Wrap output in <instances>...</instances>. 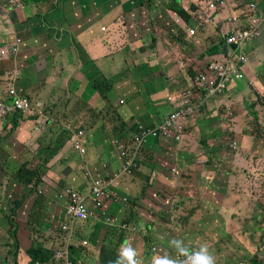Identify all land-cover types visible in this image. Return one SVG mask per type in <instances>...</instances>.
Masks as SVG:
<instances>
[{"label":"crops","instance_id":"0c3cea01","mask_svg":"<svg viewBox=\"0 0 264 264\" xmlns=\"http://www.w3.org/2000/svg\"><path fill=\"white\" fill-rule=\"evenodd\" d=\"M251 1L258 5L256 13L262 18L263 34L259 40L245 43V48L238 45L216 46L219 31L220 36L224 37V34L233 30L224 21L232 14L231 8L220 14L219 7L216 10L208 7L205 10L206 16L196 15L187 22L168 5L183 7L181 10L185 11L191 6L188 0H25L22 9L14 13L15 15L9 14V20H1L0 26L5 31L0 32V47L14 38L22 39L24 44L19 62L22 66L19 64L17 74L19 80L14 84L21 97L28 98L35 108L38 104L36 110L44 111L42 117L46 118V124L40 128L42 137L48 134V139H51L57 131L60 119L64 118L67 120H62L60 126L70 130L71 135L77 130L86 132L84 137L87 139L83 140L85 146H82L86 155L90 153V160H85L86 155H80L73 148L71 136H67L66 146L60 154L64 163L70 166L73 163L79 165L81 173L76 172L77 175L73 170L60 174V178L57 167L51 170L60 159L57 157L45 171L48 175L41 178L45 186L49 189L58 184V190L70 186L88 196L91 183L84 174L89 172L92 177H100L98 179L114 180L112 189L118 191V183L128 176L119 177L123 158L116 146L117 139L113 141L109 122H92L89 114L95 111L103 116L105 110L112 109V115L115 116L114 108L119 107L123 115L129 114L128 118H124L130 123L135 120L136 126L142 123L131 114H142L146 111L144 122L148 128H153L173 109L168 97H177L181 90L191 89L193 76L205 73L213 61L228 62L236 67L240 55L248 59V63L243 66L242 80L231 83L219 96L204 94L198 98L203 101L202 112L187 120L184 140L176 145L182 146L185 143L192 148L193 153L203 134L211 142L219 129L223 134L230 131L231 117L236 116L235 113L240 107L247 110L248 102L255 103V115L258 111L259 116L261 113L264 115V0H239V5L244 3L245 9ZM239 15L242 13L239 12ZM198 19L203 20L199 26ZM26 48L31 54L29 63L30 54ZM4 77L0 75V78ZM108 84H111L109 93L106 92ZM59 89H64V92L58 96ZM5 90L3 81H0V101L5 98ZM109 104L112 108H108ZM215 109H219V112ZM230 112L233 113L232 116ZM48 116L57 119L52 121ZM237 117L239 118L236 121L243 123L242 116ZM29 118L37 121V117L29 115L25 123H31ZM219 118L222 123L218 121ZM251 120L253 121V117ZM21 122L24 124L20 120V125ZM253 123L255 124L254 121ZM240 128L241 124H237L234 132L237 133ZM22 132L25 133V130ZM153 141L152 143L148 140L143 147L152 157L149 159L151 168L154 163L168 165V159L172 155V162L179 159L178 156L175 159L178 146L168 144L169 141ZM33 143L40 151L48 150L46 141L35 140ZM46 157L44 155L42 162ZM9 177L7 173L5 180L0 179L3 184L0 200L3 194L8 197L14 194L13 189L5 188L7 181H10ZM48 189L46 206L40 205L44 199L41 191L35 193L36 199L32 198L34 193H28L27 199L16 209L18 222L25 223L29 228L31 225L28 220L31 215L35 214L39 218L42 228L39 234H35L32 247L41 246L52 251L66 247L71 250L74 247L79 250V264H99L101 258L96 253L103 252L102 241L97 237L94 245L89 238L96 229L95 224L108 227L106 222L95 219L72 223L70 231H62V225L69 221L66 215L68 204L66 200H62L65 203L61 202L58 195L55 196L56 202L51 201L47 195ZM11 202L9 201V206ZM109 205L104 208V215L106 218H113L109 216L113 210ZM2 211L7 212L8 209H3L0 204L1 215L4 214ZM52 224H57L58 233L48 235L49 239L45 242L43 239L46 234L42 230L45 227L51 230ZM89 225L94 228L90 235L87 233ZM113 228H109L115 230L109 236H120L123 233L122 228ZM6 241L7 238L5 241L2 239V245ZM134 243V240L125 238L116 250L118 258L120 259L122 246L130 247L132 244L130 248L133 249ZM1 250H5V247H1ZM133 250L135 261L144 256L141 250ZM0 259L2 262L8 259L9 264H14L15 261L14 255L7 258L3 253L0 254Z\"/></svg>","mask_w":264,"mask_h":264},{"label":"rangeland","instance_id":"374dc122","mask_svg":"<svg viewBox=\"0 0 264 264\" xmlns=\"http://www.w3.org/2000/svg\"><path fill=\"white\" fill-rule=\"evenodd\" d=\"M188 1L191 4L189 8L193 9V12H198V15H202V13H206L205 10L213 0ZM0 2V23H2L1 20L3 19L9 20V14L13 15L19 9H22L25 0H0ZM245 16H248L247 9L242 10L240 21H243ZM198 20L200 21L197 22V26L203 21L202 19ZM3 31L5 30L0 26V32ZM23 45L22 39L14 38L0 47V75L5 76L0 78V81H3V86L6 88L12 85L9 81L19 80L17 74L20 68L19 64H21L19 62ZM224 46L228 45L225 44ZM26 49L28 50V48ZM28 52L30 54L29 50ZM30 59L31 54L28 56V63ZM106 87L110 88L111 84L106 85ZM65 89L67 90V87ZM63 92L64 89H59L58 96ZM257 93L256 91L255 94L257 95ZM15 94L21 96L18 91ZM38 106L37 104L35 110L31 113L14 114L11 111L8 117L0 116V179L5 180L7 173L10 175V181H7L5 188H13L16 185L14 176L19 173L21 167H26L25 169L29 170L39 166V176L41 178L47 176L48 174H45V171L49 169L50 162L57 157L60 159L52 166L51 170L57 167V174L60 178H62L60 174L70 173L73 170L75 173H81L79 165L73 163V166H70L68 163H64L62 156H60L68 139L66 132L56 131L52 138L48 139L49 135L42 137L43 133L40 131V128L46 124V118H43V125L39 118L36 122L25 123L29 115L37 113ZM254 106L255 103H247V110L250 112L244 107L238 108V112L235 113L236 116L231 117L230 131L227 130L223 134L219 129L214 134L211 142L203 134L201 142L197 143V148L193 153L192 148L186 146L185 143L178 146L175 159L177 156L179 159L172 162L174 155L168 159V166L172 169H169L166 165H161V163H154L151 168L149 159L152 157L143 150L141 157L143 159L142 163H145L141 171L138 172L142 163L128 177L120 180L118 183L120 191L114 190L116 193L115 198L110 203L105 204V207L108 204L113 207L111 211L113 214H110V216L114 218L117 215L115 213L119 211L117 223H120L124 217L126 226L121 227L125 233L124 237L134 240L133 249L141 250L144 255L136 261L137 264H155L158 259L169 261L171 264H190L188 255L192 254V251H189V248L193 246L190 242L192 240L208 246L209 252L215 259V264H262L261 261L264 260V115L261 113V116H259L260 111L256 112L255 115L253 113ZM114 109L113 114L115 116L112 115V109H110L105 110L103 116L94 111L89 114L91 116L89 119L98 123L111 122V119L119 118L122 123L124 117H129V114L123 115L119 107ZM215 110L219 112V109ZM144 113L146 111L142 114H135V112L131 114L133 118L135 116V119L142 123L143 127L146 126ZM237 115L242 116L243 123L236 121V118H239ZM12 116H19L24 124L21 122L20 125L19 117H15L18 126L14 128L13 119L8 120ZM252 117L255 124L251 120ZM48 118L52 121L57 119V117L52 119L49 116ZM62 120H67V118L60 119L57 128L62 124ZM218 121L223 122L220 118ZM35 123L37 124L35 125ZM134 123L135 120L127 124L126 128L130 129ZM237 124H241L242 128L236 133L234 132V126ZM22 130H25V133ZM134 135L132 140L127 143L128 146L132 145ZM35 140L46 141L45 145L48 150L40 151V148L33 143ZM149 141L154 142L153 140ZM41 153L43 154L39 158L38 155ZM189 153L192 154L189 155ZM44 155L47 157L42 162ZM85 158L87 161L90 160V153H87ZM211 168L215 171L213 175L211 174L212 176H209L208 171ZM87 174L88 172H85L86 177H88ZM47 189L45 183L42 182L34 188L32 198L36 199L35 193L43 191L41 195L44 199L40 205L46 206ZM59 190L58 184L56 187L48 189L47 195L51 201L56 202L55 196L58 195ZM23 192L30 193V188H27V190L23 188ZM1 199V207L5 210L8 209L6 213L10 214L9 197L3 194ZM189 202L191 209H194L193 202H198L199 208L205 211L198 213L193 222L189 221L183 226L186 221L184 212L187 213L186 204ZM129 204L133 206L135 211L131 217H129V214L132 210L128 208ZM100 217L105 219L104 213H101ZM112 219L107 218L104 222L108 223ZM144 223H151L150 231L147 230ZM52 225L51 230L49 227L42 230L46 234L43 239L45 242L49 239L48 235L58 233L57 224ZM95 225L94 236L100 228L99 224ZM91 227L89 225L87 229L89 235L94 229ZM25 228L30 229L27 226ZM1 230L0 236L5 241L8 237V230ZM33 231L38 233L37 230ZM106 231L105 227L102 232L98 233L99 241H102ZM182 236H185V238ZM122 237V235H108L107 238L112 240L113 247L117 250L121 246L119 241ZM176 239L186 249L187 253H184V255H182L183 252L174 248L173 243H171ZM147 250L150 251L148 255H146ZM96 255L101 258L102 253L98 252Z\"/></svg>","mask_w":264,"mask_h":264},{"label":"built area","instance_id":"2783aa9c","mask_svg":"<svg viewBox=\"0 0 264 264\" xmlns=\"http://www.w3.org/2000/svg\"><path fill=\"white\" fill-rule=\"evenodd\" d=\"M210 8L213 9L214 6L210 5ZM249 8L254 11L256 5L251 4ZM227 21V24L233 27L231 33L225 34L227 45L246 43L260 35V21L255 15L248 14L247 22L249 23L246 27L236 15L229 16ZM238 62L236 67L228 62H211L205 73H197L193 76L191 89H184L179 96L172 97L169 100L173 105V109L167 119L153 128L139 126V130L134 135L133 143L130 146L116 143L119 154L123 158V166L119 177L128 176L139 167L143 160L141 157L142 149L148 140L182 142L186 135L187 120L197 115L202 109L203 101H199L198 98L204 94L219 96L226 91L231 83L243 79V66L246 65L248 59L244 55H240ZM15 92L16 90L12 89L7 100L0 101V116H9L11 111L14 114H25L34 110L33 104L28 98L17 96ZM83 136L84 132L78 131L70 139L73 148L82 156L86 154V150L81 143ZM87 176L92 177L89 172ZM109 183L111 181L107 183L104 178L93 180L88 196L72 187H64L59 194V198L67 201L66 215L70 222L63 224L61 230L70 231L72 223L78 224L79 222H88L99 218L104 211L105 204L110 203L116 196V193L111 191ZM58 257H62V254L58 253ZM63 258L67 264H71L68 259V252Z\"/></svg>","mask_w":264,"mask_h":264},{"label":"trees","instance_id":"16d2710c","mask_svg":"<svg viewBox=\"0 0 264 264\" xmlns=\"http://www.w3.org/2000/svg\"><path fill=\"white\" fill-rule=\"evenodd\" d=\"M168 7L174 8V10L181 17H183L187 22H189L190 17L198 15V12H193V9L191 10V8L185 9V11H183V10H181L183 7H180V6H174L172 4H169ZM195 10H196V8H195ZM233 12H234V14H237L236 9H233ZM202 15H205V13H202ZM262 34L263 33H261L258 37L254 38L252 40H259L261 38ZM225 44H226L225 34H224V37H222V36H220V31H219L218 42H217L216 46L219 47V46L225 45ZM237 45L240 48H245L247 46V45H245V42L239 43ZM110 88L106 87V92L109 93ZM108 96L111 97V94H109ZM109 100L111 101L110 98H109ZM109 108H112L111 104H109ZM201 112L202 111H200L198 114H201ZM6 117H8V116H6ZM15 117H19V116H12L8 119V120L13 119L14 128H16L18 126L17 118H15ZM168 117L169 116L165 117L163 119V121L165 119H167ZM0 119H1V117H0ZM29 119L30 120H28V121L33 122V118H29ZM19 120H21L20 117H19ZM110 121L111 122H109V123H110L111 129L113 131L112 136H114L113 141L115 139H117L115 142L118 143V145H122V144L126 145L127 143H129L132 140L133 134H136L139 130V125L135 126V123L131 125L130 129H127L126 126L130 122L128 120H126L125 118H123L122 123H121V120L119 118L118 119L113 118ZM5 123H7V122H5ZM62 127L60 126L59 128H57V131L60 133L66 132L68 137L69 136L72 137L76 134L75 132H72V135H71L70 130H67L64 128H63L64 129L63 130ZM85 139H87V137L83 136L82 141H81L82 145H84L83 140H85ZM155 141H160V140H155ZM164 141H168V140H164ZM167 143L168 144H174V145L177 144V143L172 142V141H169ZM176 146H178V145H176ZM143 150H144V148L142 149V153H143ZM166 166L169 169H172V168H170V166H168V165H166ZM38 167L33 168V169H29V170L25 169L26 167H21V169L19 170V173L15 174V176H14V178H16V181L14 179L16 185H14L13 188H11V189H13L14 194L9 197V201H12L11 206H10V214H7L4 211H2L4 214H2V215L0 214V228L8 230L7 231L8 237H7V241H6L5 245H2V238L3 237L0 236V254H2V253L5 254L7 258L9 256L14 255V259H15L14 264H67L63 258L66 255V251H67L70 254L69 255L70 256L69 261L71 262V264H78L77 261H78L79 257L77 255H78L79 250H77L74 247H71V250L69 248H67V250L65 251V248H59L57 250L52 251L50 249H45L41 246L32 247V244H33V241L35 238L34 236L37 233L34 232L33 230H27L25 228L27 226L25 223H23V224L18 223V218L16 215V209H17V207H19L21 205L22 201L25 200L29 196L28 193L23 192V188H25L26 190H27V188H30V193H32V192H34V188L38 187L42 183V179L39 176L40 171H39ZM214 171H215V169H212V168L209 169V171H208L209 176H212ZM84 176H85V174H84ZM86 178L91 183L94 178L98 179L100 177H95V175H93V177H91V178H89V177H86ZM105 180L107 183L109 181H111V183H109V187H110L111 191L115 193V191L112 189V185L115 184V181L114 180H108V179H105ZM2 186H3V184H2V182H0V190H1ZM60 201L65 203L62 200H60ZM197 203L198 202H193L194 209H191L189 207L190 202L186 204L187 213L184 212V216L186 218V221H185V224L183 226H185L189 221L193 222V219L196 217V215L198 213H200L201 211H205V210H202L201 208H199ZM128 208L130 210H132L129 214V217H131L132 213L135 211L133 210V206L131 204L128 205ZM66 211H67V209H66ZM125 212L127 213V210ZM102 213H104V211ZM106 214L109 215L107 212H106ZM110 214H113V212H110ZM115 214H117L116 217L115 218L113 217L112 220H110L108 223H106L108 225V227H106V230H107L106 234H104V236L102 238V247L101 248H102L103 252H102V256H101L99 264H116L117 260L119 259L118 255L116 253V250L113 247L112 240L107 238V237L109 234H112L115 231V230H109V228H113V227L124 228L126 226V223H124V220H125L124 217L120 223H117V217H118L119 211ZM136 215H138V214H136ZM136 215H135V218H136ZM133 216H134V214H133ZM98 219H101L104 222V220L107 218L105 217V219H102L99 216ZM68 220H69L68 222H70L69 218H68ZM126 222H127V220H126ZM28 224L31 225L30 226L31 229L37 230V232L40 233V230L42 227H40L38 216H36L35 214H32L30 219L28 220ZM144 225H146L145 227L147 228L148 231H150L151 223H144ZM104 228H105L104 226H101L99 231H97L96 236L92 235L89 238V240L94 245H96L97 237H99L98 233H100V231L102 232ZM121 235L123 237H122L121 241H119V244H121L125 240L124 231ZM182 237L185 238V236H182ZM175 241H179V240L176 239ZM190 242L193 244V246L190 247L191 249L189 248V251H192V253H193V250H198L199 247L201 246V242H198V241L195 242L193 240ZM173 246L178 251H181L179 245H176L173 243ZM1 247H5V250H1ZM79 248H81V247H79ZM181 252H183L182 255H184L185 252L184 251H181ZM58 253L62 254V257H58ZM148 254H150L149 250H147L146 255H148ZM190 255H188V256H190ZM253 263H255V262H253ZM261 263L264 264V260L261 261ZM0 264H9V260L6 259L5 261L2 262V260L0 259Z\"/></svg>","mask_w":264,"mask_h":264},{"label":"clouds","instance_id":"9594fccd","mask_svg":"<svg viewBox=\"0 0 264 264\" xmlns=\"http://www.w3.org/2000/svg\"><path fill=\"white\" fill-rule=\"evenodd\" d=\"M251 4H255L256 5V10H254V11H252V10H250V5ZM210 5H213L214 6V8L212 9V8H210V6H209V8L211 9V10H216L218 7H219V11H220V14L223 12V11H225V10H227L228 8H231V13L232 14H230L229 16H231V15H236V16H238L239 18L242 16V15H239V12H241L242 13V10L244 9V3L242 4V5H239V0H213L212 2H211V4ZM257 8H258V5H257V3H255V2H253V1H251L250 3H249V6L248 7H246L245 9H247L248 10V14L249 15H255L258 19H259V21H260V26H259V31H260V34L262 33V23H263V21H262V18L260 19L259 18V16H257ZM233 9H236L237 10V14H234V12H233ZM196 16V15H195ZM203 17L204 16H206V13H205V15H202ZM194 17V16H193ZM192 17V18H193ZM227 19H228V17L224 20L225 21V23L226 22H228L227 21ZM242 23L243 24H245V27L246 26H248V23L249 22H247V16H245L244 17V19H243V21H242ZM253 41H255V40H253ZM227 44V43H226ZM230 46V45H229ZM11 83H12V85H9L7 88H6V90H5V93H4V95H5V98L3 99V101H6L7 100V98H8V96H9V92L12 90V89H15L16 90V86H15V84H14V82L15 81H10ZM17 91V90H16ZM181 91H183V90H181ZM180 91V92H181ZM180 94V93H179ZM172 98V96H169L168 97V100H170ZM32 103V102H31ZM33 104V103H32ZM33 108H34V110H35V106H34V104H33ZM37 111V113L36 114H34V115H31L32 117H37V118H39V120H41L42 122H43V110H36ZM232 112H230V116H232ZM162 123V122H161ZM44 124V122L42 123V125ZM159 125V124H158ZM188 125V124H187ZM187 125H186V127H187ZM157 126V125H156ZM155 127V126H154ZM78 133V132H77ZM71 139V138H70ZM71 141V140H70ZM145 161V160H144ZM93 180H101V179H93ZM67 187V186H66ZM70 187V186H69ZM64 188V187H63ZM63 188H61L59 191H58V197H59V194H60V192H61V190L63 189ZM73 188V187H72ZM60 199V198H59ZM61 229H62V227H61ZM65 232H68V231H65ZM171 243H174V244H176V245H179V247H180V249H181V251H184L185 253H187V251H186V249H184L183 247H182V243L180 242V241H171ZM67 248L68 247H66L65 248V251L67 250ZM66 254H67V251H66ZM70 254L68 253V259L70 258V256H69ZM134 255H135V252H134V250L132 249V248H130V247H127V246H122V249H121V251H120V259H118L117 260V264H137V262L133 259V257H134ZM190 264H215V259H214V257H213V255L209 252V248H208V246L207 245H201L200 247H199V249L197 250V251H194L190 256ZM65 260V259H64ZM79 264V263H78ZM155 264H171V262H169V261H166V260H156V262H155Z\"/></svg>","mask_w":264,"mask_h":264}]
</instances>
